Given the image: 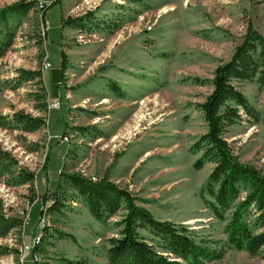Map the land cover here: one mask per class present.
<instances>
[{"label":"rangeland","instance_id":"1","mask_svg":"<svg viewBox=\"0 0 264 264\" xmlns=\"http://www.w3.org/2000/svg\"><path fill=\"white\" fill-rule=\"evenodd\" d=\"M19 1L30 0H0V8ZM42 1L7 16L12 40L0 56L6 122L0 127V213L10 224L0 236V264H62L63 258L107 264L108 238L117 235L125 209L96 220L80 199H62L69 189L54 178L58 168L107 178L155 218L220 248L222 257L210 264H264L261 256L227 245L224 224L200 198L212 165L194 169L200 153L191 151L206 132L197 105L212 90L214 69L231 58L248 27L264 39V0H59L44 22ZM67 17L84 18L82 26L62 24ZM61 51L67 59L58 85ZM236 87L258 119L241 111L224 137L241 162L264 172V87L255 81ZM52 99L60 108L51 109ZM17 114L46 122L27 132L15 123ZM61 132L63 145L48 144L50 137L60 142ZM46 153L47 176L40 169ZM24 172H39L37 183H21ZM56 184L59 203L36 223L44 226L42 239L30 254L24 247L36 245L34 215L29 234L23 226L36 201L31 197L48 196Z\"/></svg>","mask_w":264,"mask_h":264},{"label":"trees","instance_id":"2","mask_svg":"<svg viewBox=\"0 0 264 264\" xmlns=\"http://www.w3.org/2000/svg\"><path fill=\"white\" fill-rule=\"evenodd\" d=\"M38 1L42 0L19 1L0 8V56L12 40L7 16L26 13ZM58 1L53 0L40 8L42 22L47 8ZM83 19L67 17L62 19V24L81 27ZM43 33L46 38L47 30ZM66 59V54L61 51L58 85L63 84ZM47 60L52 66L48 56ZM33 75L41 77L42 72L37 71ZM245 81H255L259 87H264V39L251 27H248L243 41L235 48L231 58L213 71L212 90L197 105L206 123V132L194 141L191 151L200 153L193 164L194 169H200L206 163L212 165L201 185L200 198L212 216L224 224L223 233L227 245L236 251L264 259V172L241 162L224 137L228 127L242 119L241 111L249 118L258 119L247 97L236 87L237 83ZM113 86L116 88L115 84ZM45 122L40 118L15 115V123L27 132L38 129ZM5 126L4 117L0 116V127ZM64 135L61 132L60 136ZM52 139L57 144H64L53 137L49 138L48 144ZM47 161L48 153L40 168L46 172L45 176ZM38 176L39 172H24L21 183H37ZM56 177L63 179L69 189L67 196L62 199H80L88 213L100 222L114 216L120 208L125 209L124 216L118 222L117 235L108 238L107 264H210L222 257L220 248L213 247L207 240L197 239L181 224L155 218L149 210L138 205L127 190L107 178L91 180L78 172L63 173L61 168L57 169ZM59 191L60 184H56L53 193L48 196L44 192L41 197L38 194L37 198L35 194L31 197L36 201L23 228L27 233L30 217L34 215L35 228L32 235L39 239L34 243L35 246L29 247L30 254L35 252L42 239L44 226L37 229L36 223H41L49 209L56 208L60 199ZM8 229L10 224L0 213V236ZM61 261L62 264H87L67 258Z\"/></svg>","mask_w":264,"mask_h":264},{"label":"built area","instance_id":"3","mask_svg":"<svg viewBox=\"0 0 264 264\" xmlns=\"http://www.w3.org/2000/svg\"><path fill=\"white\" fill-rule=\"evenodd\" d=\"M44 5H46L45 3H44V1H42V7L44 6ZM51 67V65H50V63L48 62V68H50ZM47 68V69H48ZM57 108H60V101H59V99H52V108L51 109H57ZM60 139V142L61 143H63L64 142V140H63V136L62 137H60L59 138ZM84 177H89V176H84ZM89 179H91V180H95L94 178H92V177H90ZM35 241H37V238H34V241H33V243H35ZM29 249V246H27L26 245V251Z\"/></svg>","mask_w":264,"mask_h":264},{"label":"bare ground","instance_id":"4","mask_svg":"<svg viewBox=\"0 0 264 264\" xmlns=\"http://www.w3.org/2000/svg\"><path fill=\"white\" fill-rule=\"evenodd\" d=\"M46 67H48V64H46ZM38 239H39V237H38ZM24 246V245H23ZM25 248V250H26V246L24 247Z\"/></svg>","mask_w":264,"mask_h":264},{"label":"crops","instance_id":"5","mask_svg":"<svg viewBox=\"0 0 264 264\" xmlns=\"http://www.w3.org/2000/svg\"><path fill=\"white\" fill-rule=\"evenodd\" d=\"M52 134L55 135V134H57V133L53 132Z\"/></svg>","mask_w":264,"mask_h":264}]
</instances>
